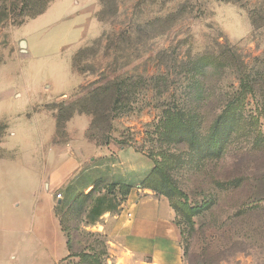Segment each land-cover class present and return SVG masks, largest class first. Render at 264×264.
Here are the masks:
<instances>
[{
    "label": "rangeland",
    "instance_id": "1",
    "mask_svg": "<svg viewBox=\"0 0 264 264\" xmlns=\"http://www.w3.org/2000/svg\"><path fill=\"white\" fill-rule=\"evenodd\" d=\"M51 1L0 0V264H108L89 203L123 201L126 188L109 175L134 185L152 162L147 184L175 211L186 264H264V0H78L74 16L56 0L29 20ZM224 46L246 63L241 79L224 63L207 73V54ZM103 73L123 78L126 94L110 129H90L83 113L66 121L70 105L85 102L78 86ZM109 138L150 158L125 148L99 159L84 145ZM71 150L78 161L92 154L67 170L69 188L56 185L70 254L63 237L50 253L35 202L50 160Z\"/></svg>",
    "mask_w": 264,
    "mask_h": 264
},
{
    "label": "crops",
    "instance_id": "2",
    "mask_svg": "<svg viewBox=\"0 0 264 264\" xmlns=\"http://www.w3.org/2000/svg\"><path fill=\"white\" fill-rule=\"evenodd\" d=\"M55 1L52 0L43 13L29 20H35L39 16L47 13L50 10L51 4ZM67 1L70 9L68 13L72 16L76 15L75 13L81 9L77 10V6H79L78 0H73L76 7H71L70 1L72 0ZM79 18L88 20L85 11L84 13L82 12ZM96 25L97 21L95 15L92 13V37L96 34ZM85 141L86 143L84 145L86 149L93 148L94 152L92 153L94 154L97 151V155L99 156L97 158L99 159L107 157L106 154L104 155L102 153V150L109 151V154H112V156L125 148L134 150V148L128 145L116 146V143L112 144L111 142L107 145H101L90 139H85ZM134 151L141 152L136 149ZM87 153L90 156L92 154ZM141 153L145 154L143 152ZM89 155L88 157H90ZM85 156L83 155V158L78 161L75 153L72 151L70 157H66L58 164L54 161L56 159L50 160L49 164H51V167L49 174L41 181L45 188V193L40 197L42 202L40 199L35 202V210L40 208L42 214H44L41 216L43 219L38 221V228L47 232L49 235V237H46L45 234L43 236H45L44 242L48 244L46 247L50 253L54 251V246L58 240L63 237L65 251L62 254H70V249L67 245L68 237L64 235L62 222L56 208L58 207L57 204H61L64 195L61 191V198L55 199V193L60 191L56 185L60 182L64 187L67 185L64 189L69 188L70 183L67 180L68 172L72 171L73 166L77 168L79 163L80 166H87L86 164H88L89 158ZM152 168L153 162L152 167L142 177H139L134 185L129 181L127 182L125 178H111V175H109L108 179H110V182L128 188L125 199L121 201L120 207L117 210L104 213L100 217V221L98 220L96 223L89 224L88 226V228L106 235L109 257L107 259L108 264H186L183 260V251L180 245L181 235L174 222L175 211L173 207L169 205L166 197L156 195L151 188L144 185L145 177L151 172ZM68 169L70 171H67ZM96 180H101V176L97 175L95 180L86 182L82 187L83 190H80L81 194L94 186ZM80 192L74 194L73 200L81 196ZM62 254L56 258L55 262L64 256Z\"/></svg>",
    "mask_w": 264,
    "mask_h": 264
},
{
    "label": "trees",
    "instance_id": "3",
    "mask_svg": "<svg viewBox=\"0 0 264 264\" xmlns=\"http://www.w3.org/2000/svg\"><path fill=\"white\" fill-rule=\"evenodd\" d=\"M47 6L41 8V10L38 11L39 13H37V15L40 13H43V11L47 8ZM2 11L3 9L0 10V13H2ZM232 56L233 54H231V50L227 46L222 47L221 51L219 52V56L217 57L207 54L206 56L207 62L205 63L207 73L213 74L215 71L218 70L217 67L221 63H224L227 65H230L231 68H233V70H235V72L239 74V78L241 79L244 76L242 72L245 70L247 65L246 63L243 62L241 57L236 56V59H233ZM71 61H73V63L72 62L71 63L73 67H75L77 65L76 64L77 58L74 57L72 58ZM251 89L252 91L255 90L254 87H251ZM78 91L79 93L85 91V97L83 98L85 102L80 104L78 102L79 99L78 101H74V103L70 105L71 111L70 113L66 115L67 117H65V120L66 121L69 120L75 113H78V114L83 113L91 117L90 125H89L90 129L92 128L96 131H103V132L110 129L111 127L110 121L112 119V114H113L115 105L117 103L122 102L123 98L126 96L125 88H124V79L120 78L119 75L110 76L108 73L106 74L103 73L100 76V78L94 81L92 84H88L85 87L78 86ZM58 118L59 117L56 115L55 119L57 120ZM111 141H114V140L109 138L104 143L100 142V144L107 145ZM116 143L119 144L120 146L121 145L131 146L132 148H134V150L136 149V150H139L145 153L144 150L137 147L136 145L134 146L130 142L129 143L116 142ZM146 155L150 158L148 154ZM153 169H154V166L151 172L145 177L146 179L144 180V185L149 188H152V187L147 184V180L149 179L148 177L152 173ZM120 187H125V186H120ZM125 188H126V194H127L128 188L127 187ZM81 196H79L77 199L81 198ZM120 203L121 202H113V198L112 197L108 198L106 194H101L93 198L89 203L88 210L86 213V216L88 217L87 223L89 224L96 223L104 213L117 210L120 207L119 206ZM67 245H68V248L70 249L68 240H67Z\"/></svg>",
    "mask_w": 264,
    "mask_h": 264
},
{
    "label": "built area",
    "instance_id": "4",
    "mask_svg": "<svg viewBox=\"0 0 264 264\" xmlns=\"http://www.w3.org/2000/svg\"><path fill=\"white\" fill-rule=\"evenodd\" d=\"M56 197H57V198H61V193L58 192V193L56 194ZM129 215H130V214H129Z\"/></svg>",
    "mask_w": 264,
    "mask_h": 264
}]
</instances>
